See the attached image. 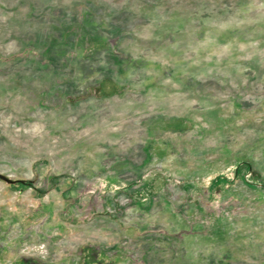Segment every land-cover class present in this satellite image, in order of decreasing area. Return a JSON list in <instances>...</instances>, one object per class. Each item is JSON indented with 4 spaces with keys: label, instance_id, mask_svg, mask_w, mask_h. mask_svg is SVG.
<instances>
[{
    "label": "rangeland",
    "instance_id": "rangeland-1",
    "mask_svg": "<svg viewBox=\"0 0 264 264\" xmlns=\"http://www.w3.org/2000/svg\"><path fill=\"white\" fill-rule=\"evenodd\" d=\"M155 117L173 181L112 207ZM236 160L254 189L208 193ZM0 174V264H264V0H0Z\"/></svg>",
    "mask_w": 264,
    "mask_h": 264
},
{
    "label": "crops",
    "instance_id": "crops-1",
    "mask_svg": "<svg viewBox=\"0 0 264 264\" xmlns=\"http://www.w3.org/2000/svg\"><path fill=\"white\" fill-rule=\"evenodd\" d=\"M163 118L159 120V117H155L154 120L150 123L149 126H145V134L146 139H141L140 141V155L141 158L139 159V162H134L129 159L123 158V159H113V161L108 162L103 156L102 159H100L99 164L97 167H99V170L103 176L101 182L103 186L104 192L107 193V199H110L109 195L112 196H129L132 198L133 202H137L142 199H145L146 201H150V199L154 198V196L157 195V191H155L154 184L159 180L162 181V185L160 187L162 188V191H167L168 189V182H172L173 179L168 178V175H163L162 173H159L163 176H161L155 172L153 175L150 174L147 175V177H143L141 175V171L143 169H147L148 167H152L155 169L158 168V163H161L164 157L168 156V152L170 151V145L166 140H161L158 138H161L163 135H167L173 131L181 130L183 131V126L180 127L181 122L183 124V120H180L177 123L172 122V120H169L166 122L162 121ZM159 136V137H158ZM149 138V139H148ZM150 140V141H149ZM145 141V142H144ZM186 150V149H185ZM232 165H234L233 171L230 173V175L223 176L221 174H214V176L211 178V181L208 185V193L209 190L216 189L215 191L221 192L224 189L225 191L230 190V186L234 185L237 182H240L246 189L251 190L254 189L256 186L252 180V167L251 163L248 161H238L234 162ZM120 168V169H119ZM112 170L113 172H110ZM125 170V171H123ZM118 171V172H117ZM130 171L133 173V176L130 175L132 179L127 180L126 176L124 175L125 172ZM158 171V169L156 170ZM160 171V170H159ZM162 172V171H161ZM132 180V181H131ZM130 181V182H129ZM183 181V178H182ZM135 183L137 186L135 189H132V184ZM185 183H179L178 187L174 188L175 194L179 197H188L189 194V184ZM187 188V189H186ZM172 190V189H171ZM195 190V189H193ZM196 191V190H195ZM260 191H264V188L260 189ZM194 192V191H193ZM115 200L112 199L111 202H109L112 207H116L117 203L114 202ZM42 204V203H41ZM43 205V204H42ZM106 206L103 205V209ZM49 208V207H48ZM108 209V207H106ZM45 209V208H42ZM104 211V210H103ZM64 212H59L58 215L60 216ZM105 212H102L100 215H105ZM100 215H91L89 218V222H87L86 226L87 228H92L93 233H96V235H102L104 231H106L107 227L103 225L105 220L103 219V216ZM186 219V218H185ZM188 222V221H186ZM55 226L57 227V231H60L62 229V226H60V223L58 224L57 221L54 222ZM45 225V222H43V226ZM124 251V250H123ZM121 250H118L117 254H124V252ZM100 250L98 253L100 254Z\"/></svg>",
    "mask_w": 264,
    "mask_h": 264
},
{
    "label": "water",
    "instance_id": "water-1",
    "mask_svg": "<svg viewBox=\"0 0 264 264\" xmlns=\"http://www.w3.org/2000/svg\"><path fill=\"white\" fill-rule=\"evenodd\" d=\"M0 180L7 184L22 183L20 180H12L0 174Z\"/></svg>",
    "mask_w": 264,
    "mask_h": 264
}]
</instances>
